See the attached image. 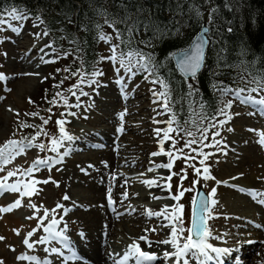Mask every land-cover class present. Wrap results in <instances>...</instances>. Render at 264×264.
<instances>
[{
  "label": "rangeland",
  "instance_id": "rangeland-1",
  "mask_svg": "<svg viewBox=\"0 0 264 264\" xmlns=\"http://www.w3.org/2000/svg\"><path fill=\"white\" fill-rule=\"evenodd\" d=\"M3 21L4 23L0 25V74L4 76V79L0 80V148H2L4 144L9 140H23L28 132L34 130V128L32 127H21V123L32 125L33 127L35 125H41V128L45 132L50 133V136H44L43 133H41L39 137H36V134L31 135L30 138L32 140V144L34 145L33 147L25 148L23 153H20L17 149H12V151L16 152L14 158L11 159L7 164L0 165L4 168V171L0 172V180L3 181L5 180V178H8L13 179L14 181H22L21 186L27 183L29 184V191L33 192L30 197H25V201L22 202V205L24 206L20 207V212L17 218L19 222L25 224L23 230H25L26 228L27 231L25 230L26 233L24 234V236L28 235L29 232H33V230H35L31 237L25 238H28L35 243V257L40 264H43L45 260L50 261L51 264H58L62 261L61 259H64L65 257L71 255V252L68 250V248H65L64 245L59 243L58 241H52L46 244H40L38 242L40 237L48 236V233L44 231V228L47 227V225L51 222L53 216H55L57 221L60 220V224H57L55 230L64 231L65 235L68 238L69 246L71 247L72 251H75L73 245L75 236H73V234L75 235V231H77L76 228L78 225L76 224L75 220L71 218V216L68 218V220L65 219L68 214V211L67 214H65V209L69 210V208L72 207H56L57 203L60 204V201L64 197L63 180H61L60 177L63 176V174L69 167L74 165L75 160L77 161L79 160V158L86 156L88 150H99L98 147L101 146L103 142L100 140V138L95 137V134L102 133V130H106V133H111L110 135H116L118 142H116L115 140L113 142L115 143L114 146L115 148L117 146L121 147V145H119V142L123 136H121L122 132L118 131V126L122 121L120 118L122 113L124 114L123 118L125 117L124 120L126 119V106L129 104L132 109V114L130 115L128 123L134 124V127L137 130H131V133H127L124 137H130V139L132 140L131 143H136L135 146L138 147V150L145 148L147 159H149V161L147 160L148 163L144 168L139 166H135L136 168H134L133 166L129 165V169H125L124 167L126 166L123 165V163L119 162L122 160L121 155H119L121 154V149L119 152H112L111 159L119 170L128 173L129 176L133 171V173L131 174L133 177L130 178V180L133 183L132 187L134 188V192H136L134 194L135 198L133 197L132 201L135 205L141 207L140 211L136 213V215L126 212L125 208L124 211L123 209H120L114 214L116 216L118 215L126 218L128 217L127 219H131L132 217L134 219V217L137 216V220L139 219V223H141L140 221H146V224L142 225L141 227L145 226V228L147 229V236H141L146 237V240L140 238L137 240L133 238L131 240L127 239L119 232H116V235L114 236L112 242V244L116 243L114 244L113 249L118 255L115 256L116 262L123 261L124 255L126 253H129L130 255L129 259L125 261L124 264L133 262V255L135 254H132L131 246L135 245L137 241H157V239L159 240L161 238L159 228L157 227L159 222L153 219L154 215L151 217L148 216L149 212L156 211V209H158L156 206L153 209H148L149 205L151 203H154L156 199L152 198V201H147L145 200L146 195L144 193V191H146L149 186L145 183V181L157 179L146 176L148 174L147 172L149 168H152L153 170L157 168L158 165L154 163L156 161H159L161 165H168L169 163H171L172 165L171 168L162 167V171L165 172H163V177L160 178V182L163 185L162 193H166L165 197L162 200L163 202L165 201V203L167 201L169 205L165 206L161 204L159 211L165 210L164 212H166L167 214L170 213V216L172 217L176 215L181 216L180 221H176L175 219L171 221V223L174 224L178 229H184L182 233L178 232V240L181 245L185 242L184 238L189 235L187 229H189L192 200L194 197V193L198 188L202 189V191L205 192V194L208 196V202L210 197L211 201H217V203H215L214 205L212 203H208L210 211L208 213H205V217H207L205 222L208 228L210 230L212 229L211 238H213L215 240L214 242H216L218 245H222L224 247H232L239 244V241L233 235V233H235L234 229H237L235 220L239 217L238 214H236L237 208L233 205L234 201L238 203L242 201H251L253 204H255L258 210V212L253 211V214L256 215L253 216V219L257 220L259 216H262L264 218V205L259 202L260 199H264V146L260 144L258 147L253 138L254 135L256 139L258 137V140H260L261 136L264 135V113L258 112V110H261L264 106H260L261 108L259 109L257 107L259 105L251 103L243 104L240 101L235 100L231 93L228 95H224L226 97V103L229 101L232 102V107L228 109V115H230L232 119L222 127L219 125H217V127H212V123L207 126H204L203 124L204 127H208L209 129L208 132L204 133V136H206L207 138L203 139L201 143L193 144L191 148L183 147L187 150L185 151L181 147V142L175 136L174 132L169 133V139H163V130L168 127V125L163 123V121H168L169 119H171V117L169 116V113L157 115V112L163 111V109L161 108L163 99L160 98V103H154V101H156L158 98L153 95V92H161V89L157 83L152 82L151 78L148 76V72H145L144 70L136 71V69L134 68L133 72H135V75L130 76L129 74L125 73V70L123 68H120L119 63L114 64L110 60L103 59L99 68V71L103 74L96 79L99 82V86H97L96 84H93L91 87L87 85H81L83 91L89 93V95L80 96L79 101H77L76 96H73L72 93L68 91V89L79 82V77L75 82H73L72 85L67 86L64 79V74L62 76V71H57V69H55V63H44V60L55 61V56L51 48H45V45H49V39L43 34L44 27L41 23L40 18L37 17L35 19H31L26 17L23 20H15L12 18V15L9 14L8 16L4 17ZM9 25L11 27H9ZM13 29H17V31H13ZM112 45H118V41L117 39H115V37L111 38L110 43H106L103 40L101 41V50L103 52V57H109L112 54ZM30 49L31 52L28 53ZM41 49H44V51L42 52ZM45 53H48V55H45ZM117 55H119L118 49ZM42 56L44 58L43 60L41 59ZM121 58L126 59L127 57L125 56ZM117 69H119V75L117 73ZM35 73H39V75L35 76ZM120 78H123L124 80L123 90L121 89V86L116 82L117 79ZM61 81H63L62 84L60 83ZM58 84L60 85V87H55V85ZM57 92L63 93V96H56L55 94ZM146 94L147 96H145ZM77 95H79L78 90ZM255 95L258 96L257 94L253 93V98L259 99ZM54 97L56 100L55 105L49 103V101H51ZM29 99H31V101H33L34 103H29ZM65 99L67 100V105L64 104ZM77 103L80 104V107H70L72 105H76ZM143 107H145L144 110H142ZM49 108H51V113L47 111ZM26 113L28 115H26ZM31 113H38L39 115L33 116L31 115ZM61 113H75V115L61 116ZM49 116H51L49 123L47 125H44L40 117L48 118ZM256 116L260 117L262 123L260 122L259 124H257L253 122L252 124H250V122L253 121L252 117L256 119ZM58 119L67 121V123L64 124V129L68 133V135H71L73 137V140L71 142L64 141L60 145H54L52 143V139L58 138L60 136V126L56 124V121ZM113 119L117 122L115 121V125L111 126L109 125V123H111ZM224 119H226L225 116L219 120ZM154 120L161 121V123H155ZM242 123L245 124L242 126ZM103 127L109 128L106 129ZM229 128L233 129V131H228ZM156 129L161 130L159 136L156 135ZM138 131L141 134H139ZM216 131L220 132V136H214V133ZM24 132L27 134H25ZM124 132H126V130H124ZM33 137L36 138L32 139ZM119 137L121 138L118 139ZM196 138L198 140H200L201 138V133L199 131L196 133ZM218 140L221 141V144L219 145L216 144V141ZM161 141H163V143H161ZM174 141L175 144L173 146ZM27 142L28 141H24V143ZM251 142L255 147L253 148L254 152L249 146ZM39 143H43L46 147L41 150L39 147L35 146ZM224 145H226V147H224ZM53 148H55L56 150L53 151ZM152 153H157V155L153 156L151 155ZM122 154H124L125 157H128L124 158L125 161L131 160L132 157L140 158V153L136 152L135 149L133 150L132 148H126L124 153L122 150ZM207 154L211 155H209L208 160H206L204 164H201L200 161L204 160V155ZM74 155H78V158L74 157ZM36 159L49 160L50 163L47 166L35 167L34 161ZM143 161L147 162L146 160ZM143 161L142 164L144 163ZM116 162L119 163L117 164ZM29 167L33 168V171L30 175L24 171ZM205 167L209 168V175L211 177H214V179L204 178L203 169ZM17 169H19L20 171L17 172L16 176L7 177L8 171H16ZM196 169L200 170L199 174L197 173ZM141 173L142 175H140ZM169 176L171 177L170 180L167 179V177ZM234 177L235 179H233ZM75 179L76 178H72V185L77 184V179L76 181ZM44 180H49V183L32 184V181ZM53 181L57 182L59 187H57L56 184L53 183ZM195 181H199L195 184V190L184 191L185 189L193 188V183ZM217 181H220L221 183L217 184ZM243 186H252V189L250 188L251 190L249 191L246 190ZM220 187L226 189L225 191H227V195L222 194V191L219 190ZM213 188L216 189L215 196L211 195ZM33 189H35V191H33ZM240 189H243V191H241ZM127 190L128 186L126 180H124V192H126L124 193L125 195L127 194ZM181 191H184V194L182 197H180L179 200L171 198L174 196H179V193ZM219 192L221 194L220 196ZM251 193H260L262 194V196L254 197L253 195H251ZM71 194H73L70 196L71 200H76L77 198L80 199V195H78L79 192L75 191V193ZM20 196L21 195L19 194L18 197ZM149 197L150 195H148V199ZM128 199H130V197H128L126 200ZM28 204H35L36 209L27 207ZM108 205L109 209H112V204ZM178 205L183 206L182 213L177 211ZM1 206L2 202L0 197V208H2ZM166 207H168L169 209L167 210ZM54 208L56 209V211L52 212V209ZM46 209L49 212V216L48 218L43 220V223H40V220L41 218H43L44 211ZM36 211L38 214H36ZM210 215L214 216L215 218H208ZM29 216L34 217L32 219L25 218ZM243 216L246 215H242L240 217ZM242 222L245 225L247 224L246 226L255 229L256 233L262 231L254 228L253 225L247 222ZM0 225H2L1 218ZM65 225H67L66 230L64 228ZM153 229H155V231H152ZM227 233H229L230 236H227ZM248 233H246L247 237H244L245 239H249V237H252L250 234L253 232ZM153 238L155 240H153ZM211 240L212 239L207 238V243L209 242L210 244H212V242H210ZM247 241L245 240V242ZM242 242L243 241H241V243ZM260 242L262 243V240ZM260 242L256 240L255 243L257 247H259V244L261 245ZM252 243L253 242H251V244ZM4 247V252H9L8 255H13V257L15 256L16 250L12 252L7 250L8 243H6ZM52 247H56L58 251L62 253V255L57 257L54 253L44 251V249H51ZM250 250H252V252L247 249L245 253H247L248 251L252 255L256 253L255 251H257L256 249L254 250L252 248H250ZM255 255L258 256L259 253H256ZM238 257V261L240 262V264H244V261L246 260L245 254H240V256ZM259 257L262 260L261 264H264V250L261 252ZM105 260V264H108L109 259H107L106 257ZM21 262L24 264H31L23 260H21ZM254 262H256V260H254ZM153 264H166V262L165 260L158 259L154 261Z\"/></svg>",
  "mask_w": 264,
  "mask_h": 264
},
{
  "label": "trees",
  "instance_id": "trees-1",
  "mask_svg": "<svg viewBox=\"0 0 264 264\" xmlns=\"http://www.w3.org/2000/svg\"><path fill=\"white\" fill-rule=\"evenodd\" d=\"M98 8L107 13L109 20H116L114 26L105 23ZM14 9L27 18H40L55 49V69L68 77L67 86L79 77L72 72L82 69L87 77L100 70L101 31L117 39L119 53L138 49L152 54L153 74L148 76L167 84L172 109L169 116L174 113L179 126L195 133L201 124L207 126L224 117L217 115L226 103L220 87H256L247 83L250 73L264 71V0H0V18ZM197 12L207 13L208 43L201 70L188 82L174 69L171 56L186 49L198 32L201 15ZM118 31L122 33L120 38ZM66 52L71 54L65 55ZM66 67L69 72L63 71ZM189 83L194 89L191 96ZM160 89L165 90L161 86ZM204 115L207 118L201 120ZM35 126L28 134L24 132V141L36 134ZM176 127L174 122L173 128ZM174 134L182 148L193 146L185 143L192 137Z\"/></svg>",
  "mask_w": 264,
  "mask_h": 264
},
{
  "label": "bare ground",
  "instance_id": "bare-ground-1",
  "mask_svg": "<svg viewBox=\"0 0 264 264\" xmlns=\"http://www.w3.org/2000/svg\"><path fill=\"white\" fill-rule=\"evenodd\" d=\"M21 43H22V41H21ZM18 45H19V43H18ZM30 52H31V49L28 51V53H30ZM145 96H147V94ZM135 98H136V96H135ZM132 107H134V106H132ZM257 107L259 109L261 108L260 106H257ZM126 108H127V111L125 112L126 119L124 120V118H125L124 117L122 121L120 120L121 124L119 123L120 125L118 126L119 128L123 127V132L121 135L123 137L118 138V139L121 138L120 142H119V145H121V147L117 146L115 148V146H114L115 143H113V142L115 140H116V142H118L116 135H114V134L110 135L111 133H106V130L105 131L102 130L103 131L102 133L96 132L97 134H95V137L100 138V140L103 142V144L98 147L99 150H96V151L94 149L88 150L87 155H86L87 157L84 156L85 158L81 157V158H79V160H77V161L75 160L74 165L69 167L67 169V171L63 174V176L60 177V179L63 180L64 196H65V194H67V196L70 197L71 195H73L71 193H75V191L79 192L78 195H80V199L77 198L76 200H73V199L72 200L71 199L64 200L62 198V200L60 201V204L63 205V207H67V206L72 207V208H69L67 217L65 219L68 220V218L71 216V218H73L75 220L76 224L79 226V227L77 226V228H76L77 231H75V235L73 234V236H75V239L73 237L72 238L74 239V241H73L74 250H75L77 256L82 257V259L81 260H71V261H61L58 264H105L106 263V260H105L106 257H107V259H109L108 264H115L114 263V261L116 260L115 256H118V255L113 250L114 244H116V243L112 244V242H113L114 236L116 235V232H119L121 235H123L127 239H131V240L133 238H135L137 240V239L141 238V236H143V235L147 236L145 226L141 227L142 225L146 224V221H143V222L140 221L141 223H139V219L137 220V216H135L134 219H133V217L131 219H127L128 217L126 218V217H122V216H118V215L116 216L114 214L115 212H117L120 209H123V211H124V208H125L126 212L133 213L136 215V213H138L140 211L141 207L138 205H135L134 202L132 201V198L134 197V194L136 192V191L134 192V188L132 187L133 183L130 180V178L133 177L131 175L133 173V171L130 174V176H131L130 177L128 173L119 170L116 167L115 163L111 159L112 152L114 151L116 153V152H119L121 149V154H119V155H121L122 160L119 162L123 163V165L126 166V167H124L125 169L126 168L129 169L128 168L129 165L133 166L134 168H136L135 166H139V167L144 168L149 161V159H147V153H146L145 148L138 150L137 149L138 147L135 146L136 143L135 144L131 143L132 140L130 139V137L129 138L124 137L127 133H129V132L131 133V130L135 129L134 124L128 123L129 122L128 120L130 119V115L132 114V112H131L132 109H131L130 104L127 105ZM144 109H145V107L142 108V110H144ZM244 115H246V114H244ZM252 118H253V121L250 122V124H252L253 122L259 124L261 122V119L259 116H256V119H254V117H252ZM115 121L116 120L113 119L111 121V123H109V125H111V126L115 125ZM144 122H146V121H144ZM244 124L245 123H242L241 125L243 126ZM103 128H106V127H103ZM108 128H106V129H108ZM124 130H126V132H124ZM135 130H137V129H135ZM146 131H147V129H146ZM138 133H139V131H138ZM139 134H141V133H139ZM87 137H88V135H87ZM235 138H237V137H235ZM253 138H254V141L256 142V145L259 147V145H260L259 140H258L259 138L257 137V139H256L254 135H253ZM234 141H236V140H234ZM228 142H229V140H228ZM242 146H243V144H242ZM249 146L251 147V150L254 152V150H253V148H255L254 144L251 142ZM59 148H60V146H59ZM126 148H132L133 150L135 149L136 152L140 153V158L138 156H136L138 158L132 157V159H134V160L131 159V160L125 161L124 158H128V157H125L124 154H122V150L124 153ZM230 149H231V147H230ZM247 152H249V151H247ZM83 155H81V156H83ZM143 155H144V158H143ZM74 157L78 158V155H74ZM230 158H229V160H230ZM142 159L146 160V161L148 160V161L144 162ZM142 161L144 162L143 164H142ZM119 162H116V163L118 164ZM154 163L157 165H161V163L159 161L158 162L156 161ZM229 163H231V162H229ZM90 165H91V167H89ZM65 166H66V164H65ZM162 169H163L162 167H157L153 171L147 172L148 174L146 176H148L150 178H157V179L156 180L153 179L152 181H154V183L151 186H148L147 190L144 191V193L146 195V197L145 196L144 197H145V200H147V201H149V200L152 201V198L156 199L154 203H151L149 205V208L147 207L148 209H153V208H155V206L158 208V209H156V211H152V212L167 214L166 212H164L165 210L159 211L161 204H163L165 206L169 205L167 203V201L165 203V201L163 202V200H162L166 195L165 192L162 193L163 185L160 182V178L163 177V172H165V171H162ZM140 175H142V173ZM72 178L77 179V184L72 185V183H73ZM76 179H75V181H76ZM124 180H126V183L128 186L126 198H125V194H124V193H126V192H124ZM10 181H12V182H10ZM3 182H5L7 184H20V186H21L22 181H14L13 179L7 178V179L3 180ZM243 187H245V189L249 190V191L252 189V186H243ZM109 189H111L110 197L112 200V209L108 208L109 202L107 201V198L109 196ZM219 190L222 191L223 195H227V191H225L226 189L220 187ZM21 191H24L23 186H21ZM4 192H6V194L0 196L1 202H2V206H1L2 208H4L7 204H10V205L13 204L16 199L21 198V196L18 197L20 194L19 192L14 193V192L7 191V190H5ZM148 195H150L149 199H148ZM220 195L221 194L219 192V196ZM101 196H102V201H101ZM128 197H130V199L126 200ZM210 198H209V203H211ZM157 200H159V201H157ZM21 201L24 202L25 197H22ZM105 203H106V205H105ZM241 203H243V204H241ZM140 205H142V204H140ZM233 205H234V207L237 208L236 214H238L239 217L236 218V220H235L237 229L235 228L234 229L235 233H233V232L232 233H233L234 237L239 241V244L232 246V247H226V246L224 247V246L218 245L216 242H214L215 240L213 238H211V236H209L208 239H212L210 242H212L211 245H213L214 247L228 248V249L232 250L230 255H226V256H223L221 258L222 264H229L228 261H234L235 264H237L236 262H238V260H239L238 256H240V254H245V256H246V260L244 261V264H261L262 260L259 257V255L264 250V230H263L264 227L257 228L255 225L256 224L264 225V218L262 216L261 217L259 216L257 218V220L253 219V216L255 215V214H253V211L258 212V210H257L255 204H253L251 201H247V202L242 201L239 203L234 201ZM208 206H209V204H208ZM145 209H146V207H145ZM166 209L168 210L169 208L166 207ZM19 212H20V207L13 209L11 212H5V213L0 212V218L2 219V225H0V236L4 237V240L0 241V261H2L3 264H24L21 262V260L17 259L18 256H20V255L35 256V251H36L34 249L35 243L29 239V242L33 244L32 249H28L27 246L22 243V239L23 238L25 239V237H28V235L24 236V234L27 231L26 228H25L26 231L23 230V227L25 226V224L18 221L17 216H18ZM36 214H38L37 211H36ZM167 215H170V213H168ZM242 215H246V216L240 217ZM127 216H129V215H127ZM153 219L155 221L159 222L157 227L159 228L161 238L159 240L157 239V241H150L151 246H149L148 240L146 242L137 241L135 243V245L138 246L140 248V250L145 252V253L156 255L157 256L156 260H158V259L165 260L166 264H183V260L177 261L175 256H173L167 260L164 259L163 253L165 251L173 252V253L176 251V249L174 247H172L171 244L159 243L160 241L164 240L165 238L171 239V228L168 226H165V225H169L170 221L165 220L164 215H160V216L154 215ZM242 221H244L245 223L247 222V223L253 225L254 228H257V229L262 230V231H260L259 233H256L255 229L250 228L249 226H246L247 224L245 225ZM14 229L19 231V235H17L16 232L13 231ZM67 230H69V229H67ZM70 231H72V230H70ZM148 232H151V231H148ZM248 232H253L250 234L252 237H249V239H245L247 237L246 233H248ZM80 233H83L86 236V239H82L81 235H79ZM230 234H231V232H230ZM230 234L227 233V236H230ZM153 240H155V239L153 238ZM245 240L246 241L248 240L249 242L248 241L245 242ZM256 240L259 242L262 240L263 244L260 242L261 245L259 244V247H257L256 243H255ZM241 241H243V242L241 243ZM251 242H253V243L251 244ZM6 243H8V247H7L8 251L12 252V251L16 250L14 257H13V255H8L9 252L8 253L6 251L4 252V248H5L4 246ZM244 244H247V245H244ZM250 248H252L254 250L256 249L257 251H255V252L259 253V255L256 256L255 255L256 253L251 255L248 251H247V253H245V251L247 249H249V251L252 252V250H250ZM118 254H120V253H118ZM209 254L215 256L214 253H209ZM133 256H134V259H133V262H131V264H137L138 254H135ZM184 259L188 260V264H198V261L195 258L185 257ZM234 259H236V260H234ZM254 260H256V262H254ZM152 262L153 261H143V264H151ZM210 262L211 261H206L205 264H213ZM212 262H215L216 264H220V262L217 261L216 259H213Z\"/></svg>",
  "mask_w": 264,
  "mask_h": 264
},
{
  "label": "snow or ice",
  "instance_id": "snow-or-ice-1",
  "mask_svg": "<svg viewBox=\"0 0 264 264\" xmlns=\"http://www.w3.org/2000/svg\"><path fill=\"white\" fill-rule=\"evenodd\" d=\"M97 13L99 15H102L105 17V23L108 24L109 26H114L116 23V20H109L107 18V13L101 9L98 8L97 9ZM12 18L15 20H23L26 17L19 14L15 9L12 11L11 13ZM197 15H201L199 12H197ZM123 19H126L123 18ZM122 19V22H123ZM4 23L3 19H0V25H2ZM9 27H11L9 25ZM97 28L99 29L100 26L97 25ZM13 31H17V29H13ZM229 31H231V29H229ZM45 36H47L49 33L47 30L44 31L43 33ZM206 34H207V29L204 30V32H202L199 36V38L194 42V47L189 49H185L183 53H181L179 55V59H178V63L180 65V67L184 70V72L191 76L194 77L198 71V69L201 67V63L204 59V48L206 46V44L208 43V40L206 39ZM122 35V33H120L119 31L117 32V38H120ZM129 35H131V30H129ZM99 40H103L106 43H110L111 42V37L108 35H105L102 33L99 34L98 36ZM45 48H52V45H45ZM119 48V45H112L111 46V55L109 57H102L101 59H107L110 60L111 62H113L114 64L119 63L120 68H123L125 70L126 74L131 75H135V72H133V69L135 68L136 71H140V70H144L145 72H148L150 75L153 74V70L150 67V65L153 63V56L150 53H143L138 49L135 50H130L127 53L121 51L119 53V55H117V49ZM41 51L43 52L44 49H41ZM53 51H55V49H53ZM71 53L66 52L65 55H69ZM6 55V54H5ZM45 55H48V53H45ZM127 57L126 59H122L121 57ZM41 59L43 60V56L41 57ZM49 62H55L53 61H49V60H44V63H49ZM81 63L83 64V61H81ZM57 71H60V69H57ZM63 71L65 72H69L70 69L69 68H65L63 69ZM117 73L119 75V69H117ZM73 76H79V82L76 85L71 86L68 91L72 93L73 96H76L77 101H79L80 96H87L89 95V93H86L83 91L81 85H87L89 87H91L93 84H96L97 86H99V82L95 79L96 77L102 75L103 73L100 72L99 70H95L93 72H91L90 74L87 75L83 72V70H78L76 72H72L71 73ZM35 75H39V73H35ZM250 80L247 81V83L250 84H255L256 87H243V88H238V89H231L228 86H222L220 87V92L221 95H228V94H232L233 98L235 100L240 101L243 104H255V105H259V106H264V99H254L252 94L253 93H264V71H259L258 73L252 74L250 73ZM4 76L2 74H0V80H3ZM64 79H68V77H64ZM117 84H119L121 86V89L123 90L124 87V80L123 78L117 79ZM153 83H158L161 87H163L165 90L163 92H153V95L156 96L158 99L156 101H154V103H160V98L163 99V102L161 104V108L163 109L162 112H157V115H163V114H167V113H171L172 109L170 107V98H169V94H168V90H167V84H165V82L163 80H159L154 79L152 80ZM61 84L63 83V81L60 82ZM55 87H60V85H55ZM214 88L217 87V85L213 86ZM189 95L191 96L194 89L193 86L191 85V83H189ZM77 90L79 91V95H77ZM56 96H63V93L61 92H57L55 94ZM29 103H34L33 101H31V99H29ZM50 104L55 105L56 104V100L55 97L49 101ZM64 104L67 105V100H64ZM200 108L203 109L204 105L201 102L200 103ZM70 107H80V104L77 103L76 105H72ZM90 107V106H89ZM232 107V102L229 101L227 103L223 104V107H221L219 109V112L217 115H223L226 117V119L224 120H219V121H215V117H213V122L212 123V127H217V125L219 126H223L224 124L228 123L232 117L230 115H228V109H230ZM262 111H264V107H262L261 109ZM49 113H51V108H49L47 110ZM155 111V109H154ZM26 115H28L26 113ZM31 115L33 116H37L39 115L38 113H31ZM65 115H75V113H61V116H65ZM123 113L121 114L120 118L121 120H123ZM207 116H201L200 119H206ZM40 119L43 121L44 125H47L49 123V120L51 119V116H49L48 118H44V117H40ZM155 123H161V121H155ZM177 123V127L173 128V123ZM67 123L66 120H60L58 119L56 121V124H58L60 126L59 128V132H60V136L58 138L52 139V143L54 145H60L62 144L64 141H68L71 142L73 140V137L71 135H68V133L65 131L64 129V124ZM163 123L167 124L168 127L166 129L163 130V139L167 140L169 139V133L171 132H176L178 136H180V138H183V135H187L189 137H192V139L187 140L186 146H191L192 144H198L201 143L203 141V139H206L207 137L204 136V133H206L208 131V129L206 127H204L203 125H200L197 128V131H199L201 133V138L200 140H198L196 138V133L193 131H189L184 129L183 127L179 126L178 121L176 120V115L173 113L171 116V119H169L168 121H163ZM21 127H33L32 125H26L21 123ZM38 131L36 132V137H39L41 135V133H43L44 136H50V133L45 132L39 125L35 126ZM118 131L123 132V127L119 128ZM156 135L159 136L160 135V129H156ZM228 131H233V129L229 128ZM183 134V135H181ZM214 136H220V132L216 131L214 133ZM36 137H33L32 139H35ZM161 143H163V141H161ZM259 143L264 146V135L261 136ZM175 144V141L173 142V146ZM216 144H221V141H216ZM34 145L32 144V140L28 139L27 143H24L23 140L21 141H16V140H9L7 143L4 144V146L2 148H0V165H4L7 164L11 159L14 158V156L16 155V152L12 151V149H17L20 153H23L25 148L28 147H33ZM36 147H39L41 150H43L46 146L43 143H39L37 145H35ZM224 147H226V145H224ZM53 151H55L56 149L53 148ZM151 155L155 156L157 155V153H152ZM209 155L211 154H207L204 155V160H201L200 163L204 164L206 160H208ZM49 160H45V159H36L34 161V166L35 167H40V166H47L49 165ZM91 167V165L89 166ZM157 167H167V168H171L172 165L171 163H169L168 165H158ZM4 171V168L2 166H0V172ZM20 170L17 169L16 171H8L7 172V177H14L17 175V172H19ZM27 174H31L33 171L32 167H29L28 169L24 170ZM149 172L153 171L152 168L148 169ZM197 173L199 174L200 170L196 169ZM204 171V178L205 179H214V177H211L209 175V168L205 167L203 169ZM6 179V178H5ZM167 179H171V177H167ZM235 179V177L233 178ZM199 181H195L193 183V188L191 189H185L184 191H193L195 190V184L198 183ZM36 183H44L47 184L49 183V180H44V181H32V184H36ZM53 183L56 184V186L58 187V183L53 181ZM146 184H148L149 186H151L154 181L152 180H148L145 181ZM221 183L220 181H217V184ZM24 187V191H21V186L20 184H7L5 182H3L2 180H0V192H3L5 190L7 191H11V192H19L20 195L22 197H30L33 192L29 191V184L25 183L23 185ZM241 191H243V189H240ZM33 191H35V189H33ZM184 191H181L179 193V196H174L171 197L172 199H176L179 200L180 197L183 196ZM110 192L111 189H109V196H108V202L111 205L112 204V200L110 197ZM216 194V189L213 188L211 195L215 196ZM251 195H253L254 197H260L262 194L260 193H251ZM126 198V195H125ZM64 200H69L70 197L67 196V194H65V196L63 197ZM262 205H264V199H260L259 201ZM208 200L204 199V200H200L199 201V208H200V216L199 218H197L196 216V205H197V199L196 197L193 198L192 200V204H193V213H192V222H191V227L189 229H187L189 235L184 238L185 242L181 245L179 243L178 240V232H183L184 229L183 228H177L174 224L171 223V221L173 219H175L176 221H180L181 220V216L180 215H176L174 217L164 214V213H152L149 212L148 216L151 217L153 215L156 216H160V215H164V219L165 220H169L170 223L169 225H165L171 228V239L169 238H165L164 240L160 241L159 243L162 244H171L172 247H174L176 249V251L173 252H168L165 251L163 253V257L164 259H170L171 257L175 256L177 261L183 260V264H188V260L184 259L185 257H192L195 258L198 261V264H205L206 261H212L213 259H216L217 261L220 262V264H222V260L221 258L223 256L226 255H230L231 251L228 248H218V247H214L213 245H211L210 243H207V238L209 236H211V230L207 227L206 225V217L204 215V213H208L209 207H208ZM211 203L214 205L215 203H217V201L212 200ZM24 206L22 205V201L21 199H16L15 202L13 204H11L9 207H5V208H0V211L2 212H11L13 209L18 208ZM27 207L32 208V209H36V205L35 204H28ZM57 208H62L63 205L57 203L56 205ZM38 210V209H37ZM56 209H52V212H55ZM68 209H65V214H67ZM177 211L182 213L183 211V206L178 205L177 206ZM49 216V212L48 210L44 211V216L43 218H41L40 223H43V220L48 218ZM26 219H32L33 217H25ZM208 218H215L214 216H209ZM59 223V221L56 220L55 216L52 217L51 222L47 225V227L44 228V231L46 233H48V236L44 237H40L39 239V243L40 244H46V243H50L52 241H58L59 243L63 244L65 248H68V250L71 252V255L68 257H65V261L67 260H81L82 257L77 256L75 251H72L71 247L69 246V241L67 236L65 235L64 231H56V226ZM257 228H261L264 227V225H259L256 224L255 225ZM67 228V225H65V230ZM14 232H16L17 235H19V231L14 229ZM35 230H33L34 232ZM147 231V229H146ZM153 231H155V229H153ZM33 232H29L28 233V237H31L33 235ZM79 235H81L82 239H86V236L83 233H80ZM194 237H196L194 239ZM140 239H145L146 237H141ZM4 240V237L0 236V241ZM22 243L24 245L27 246L28 249H32L33 248V244L29 242L28 238L23 239ZM149 246H151V242L149 241ZM132 254H138V258H137V264H143V261H155L157 259V256L154 254H148L145 253L143 251L140 250V248L136 245H132ZM14 250V249H13ZM44 251L46 252H51L54 253L57 257L61 256L62 253L58 251V249L56 247H52L51 249H44ZM209 253H214L215 256L210 255ZM129 253H126L124 255L123 261L120 262V264H124L125 261H127L129 259ZM17 259L19 260H28V261H33L36 262V264H39V261H37V258L35 256H26V255H20L17 257ZM0 264H3L2 261H0ZM43 264H51L50 261L45 260L43 262Z\"/></svg>",
  "mask_w": 264,
  "mask_h": 264
},
{
  "label": "water",
  "instance_id": "water-1",
  "mask_svg": "<svg viewBox=\"0 0 264 264\" xmlns=\"http://www.w3.org/2000/svg\"><path fill=\"white\" fill-rule=\"evenodd\" d=\"M207 19H208V16H207V13H203L201 15V18H200V21H201V25H200V28L198 30V32L194 35V37L192 38V40L190 41L188 47L186 49H191L194 47V42L199 38L200 34L202 32H204L205 29H207L206 27V24H207ZM207 39V38H206ZM207 46V44H206ZM206 46L204 48V54H205V50H206ZM185 50V49H184ZM184 50H180V51H177L175 53L172 54L171 56V59H172V63H173V66H174V69L177 71V73L185 80H187L188 82L191 81L192 79H194L197 75V73L201 70L202 68V65H203V61L201 63V67L198 69L196 75L194 77H191L189 75H187L184 70L180 67L179 63H178V59H179V55L181 53L184 52ZM204 60V59H203ZM194 197H196L197 199V205H196V208H195V211H196V216L197 218H199L200 216V208H199V201L200 200H204V199H207L208 200V197L206 196V194L202 191V189L198 188L195 193H194ZM193 197V198H194ZM192 213H193V204L191 206V216H190V227H191V222H192ZM196 237H194L195 239Z\"/></svg>",
  "mask_w": 264,
  "mask_h": 264
}]
</instances>
